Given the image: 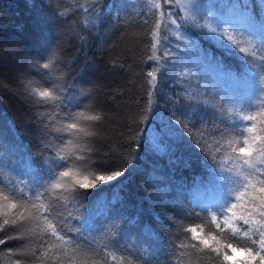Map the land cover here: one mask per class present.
Masks as SVG:
<instances>
[{
	"label": "trees",
	"instance_id": "trees-1",
	"mask_svg": "<svg viewBox=\"0 0 264 264\" xmlns=\"http://www.w3.org/2000/svg\"><path fill=\"white\" fill-rule=\"evenodd\" d=\"M123 2L127 7L117 15L113 5L118 6L121 0H0V183L12 190L21 175L33 179L28 173L33 164L39 167L50 158L46 148L54 141L45 128L48 110L33 103L25 85L30 80L36 85L32 74L44 71L40 64L53 59L52 79L61 87L67 85L65 93L80 92L79 99H85L83 94L87 93V107L100 116L91 122L89 170L122 171L120 177L101 182L96 188L77 189L79 200L69 207L80 219L70 223L75 226L87 220L93 228L81 232L101 252L122 240L125 231L131 232L132 241L148 247L143 253L135 243L125 246L140 264H215L214 253L180 250L176 245L186 235L183 228L197 222L204 221L202 234L206 236L209 229L215 234V225L206 221L199 208L210 199L200 183L207 185L213 166V137L219 122L214 124L204 112L205 105L219 108L221 93L228 92L213 90L205 67L197 68L198 75L189 72L196 67L193 59L210 68L191 41L217 56L221 53L192 27L187 31L188 43L167 38V47L174 54L160 61L165 65L161 74L167 75L158 81L153 108L159 107L163 119L154 126L171 122L175 132L155 143L140 137L137 144L141 119L147 114L150 78L146 72L153 63L147 61L151 25L142 23L145 0ZM94 3L99 16L95 24L94 17L82 10ZM252 5L260 11L257 0H252ZM224 63L239 71L236 59L225 57ZM185 126L190 131H185ZM197 139L202 140V146ZM5 229L0 231V238L11 234V229ZM36 241L7 240L0 245V264L34 260L30 253H23L38 247ZM119 246L121 251L125 249Z\"/></svg>",
	"mask_w": 264,
	"mask_h": 264
},
{
	"label": "snow or ice",
	"instance_id": "snow-or-ice-1",
	"mask_svg": "<svg viewBox=\"0 0 264 264\" xmlns=\"http://www.w3.org/2000/svg\"><path fill=\"white\" fill-rule=\"evenodd\" d=\"M260 5L264 6V0H260ZM95 7V3L82 7L84 13L94 17L93 24L99 20ZM113 7L119 15L127 5L121 0ZM201 7L198 0H145L141 5L142 23L151 25V52L147 61L153 63L146 72L150 78L147 114L141 119L137 144L140 137L155 143L161 136L175 132L170 127L171 122L154 126L157 120L163 119L159 107L153 108L158 81L167 75L166 72L161 74L165 65L160 61L174 54L167 47L165 33L171 31L177 40L188 43V29H200L221 55L191 41L197 55L238 87L231 93H221L223 102L219 108L214 104L205 105L204 114L212 118L214 124L219 123L215 125L216 136L213 137V166L206 181L210 199L199 211L204 212L208 223L215 225V234L209 229L206 236L198 235V230H204V221L194 223L183 228L186 235L176 248L214 253L215 264H264V19L250 11L246 3L240 5L249 14L247 26L238 39L236 28L222 23L219 16L201 23L206 19ZM225 57L236 59L239 71L226 65ZM53 65V59L41 63L44 71L32 74L38 83L33 85L30 80L25 85L33 103L48 110L45 128L54 141L46 148L50 158L39 167L33 164L29 169L33 179L21 175L12 190L0 183V231H5V226L12 230L11 234L0 238V245L7 240H37L38 247H29L23 253H30L34 258L27 264H48L49 260L52 264H140L126 247L121 251L118 242L112 248L105 246L102 252L95 249L91 238L81 232L86 227L93 228L87 220L75 226L70 223V220L80 219L69 207L79 200L77 189L96 188L101 182L120 177L122 171L89 170L91 122L100 120V116L92 114L87 107V93L83 94L85 99H79L80 92L65 93L63 88L67 85L61 87L52 79ZM185 131H190L187 126ZM196 143L202 146L203 142L197 139ZM205 167L208 168L207 162ZM145 228L150 229V226ZM237 253L243 258L237 259ZM179 255L183 256V251ZM14 264L25 262L16 260Z\"/></svg>",
	"mask_w": 264,
	"mask_h": 264
},
{
	"label": "rangeland",
	"instance_id": "rangeland-1",
	"mask_svg": "<svg viewBox=\"0 0 264 264\" xmlns=\"http://www.w3.org/2000/svg\"><path fill=\"white\" fill-rule=\"evenodd\" d=\"M259 5H260V0H257ZM198 3L202 6L201 7V14L205 15L206 19L202 20L201 23H205L207 20H211L213 17L219 16V19L221 20L222 23H230L236 28V33H237V38H240L241 32H243L244 28L247 26L246 25V17L249 13L244 12L243 7H240L242 4H247L249 7L250 11H255L252 5V0H198ZM256 12V11H255ZM243 13V14H242ZM258 18L264 19V6L260 7V11L256 12ZM194 30H197L199 33H202L200 29L192 27ZM167 38L173 37L176 39V36L171 32L168 31L165 33ZM203 34V33H202ZM242 46L247 47L246 43H242ZM194 64L196 67L188 68L189 72H195V75H198L197 68L202 69L205 67L207 69V72L209 73L210 77L208 78V81L211 82L213 85V90L214 89H221L222 91L231 93L233 92L238 85L234 84L233 82L229 81L223 74L217 72L214 68L212 67H207L204 66L200 61L197 59H193ZM193 74V73H192ZM193 74V75H194ZM199 79L202 80L201 77ZM207 81L206 76L203 78ZM204 185V192L206 196L209 198V191L207 188V185L204 184V181L200 183V186ZM125 237L123 236V239H119L118 243L122 246L127 245H132L135 243L136 247L140 250L143 251V253L147 252L148 247H142L137 243L135 240L132 241L133 234L131 232L125 231L124 234ZM198 235H204L198 230ZM205 236V235H204ZM128 239L131 240L132 242L129 243ZM134 245V244H133ZM135 247V246H134ZM132 249V248H130ZM237 259H242L243 255L241 253L236 254Z\"/></svg>",
	"mask_w": 264,
	"mask_h": 264
},
{
	"label": "bare ground",
	"instance_id": "bare-ground-1",
	"mask_svg": "<svg viewBox=\"0 0 264 264\" xmlns=\"http://www.w3.org/2000/svg\"><path fill=\"white\" fill-rule=\"evenodd\" d=\"M98 93H99V92H98ZM98 93H97V94H98ZM100 94H101V92H100ZM89 97H90V96H89ZM89 97H88V99H94L93 96H92V98H91V97L89 98ZM95 97H96V96H95ZM96 99H97V98H96ZM97 100H99V99H97ZM90 101H91V100H90ZM90 101H89V102H90ZM91 102H92V101H91ZM93 102L95 103V99H94ZM93 102H92V103H93ZM30 134H32V133H30ZM27 135H28V134H27ZM32 135H34V134H32ZM25 137H26V135H25ZM35 137H37V136L35 135ZM26 139H28V138H26ZM35 140H36V139H35ZM38 140H39V139H38ZM33 141H34V140H33ZM40 141H42V139H40ZM43 142H44V140L42 141V143H43ZM45 142H46V141H45ZM45 142H44V143H45ZM32 143H33V142H32ZM46 143H47V142H46ZM53 143H54V142H53ZM33 144H34V143H33ZM35 144H36V143H35ZM37 145H38V144H37ZM41 145H42V144H41ZM49 145H50V144H49ZM43 146H44V145H43ZM45 146H46V145H45ZM45 146H44V147H45ZM38 148H39V146H38ZM38 148L35 147V149H36L37 151H38ZM39 149H40V148H39ZM41 150H42V148H41ZM38 152H39V151H38ZM36 154H37V153H36ZM24 172H25V170H24ZM24 172H23V173H24ZM28 173H29V171H28ZM35 241H36V240H35ZM36 242H37V241H36ZM36 242H35V243H36Z\"/></svg>",
	"mask_w": 264,
	"mask_h": 264
}]
</instances>
